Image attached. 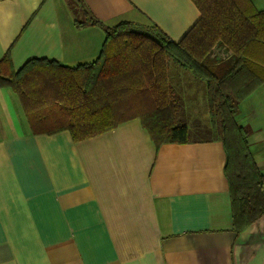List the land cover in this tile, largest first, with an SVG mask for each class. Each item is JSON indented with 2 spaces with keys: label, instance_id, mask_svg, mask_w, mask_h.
I'll use <instances>...</instances> for the list:
<instances>
[{
  "label": "crops",
  "instance_id": "crops-1",
  "mask_svg": "<svg viewBox=\"0 0 264 264\" xmlns=\"http://www.w3.org/2000/svg\"><path fill=\"white\" fill-rule=\"evenodd\" d=\"M81 1L106 26L126 21L174 43L202 18L192 0ZM86 19L74 0H0V60L10 51L15 71L34 58L92 63L106 34L78 26ZM173 63L179 121L197 136L159 148L139 118L78 143L68 131L36 136L19 96L0 88V264H264V217L234 229L207 85ZM237 119L264 174V85Z\"/></svg>",
  "mask_w": 264,
  "mask_h": 264
},
{
  "label": "trees",
  "instance_id": "trees-1",
  "mask_svg": "<svg viewBox=\"0 0 264 264\" xmlns=\"http://www.w3.org/2000/svg\"><path fill=\"white\" fill-rule=\"evenodd\" d=\"M106 38L98 58L71 68L34 58L15 71L11 52L0 60V88L20 98L34 135L70 132L82 142L135 118L159 148L189 142L180 123L181 105L169 85L175 62L207 85L211 124L226 152L234 229L241 232L264 217V174L237 119L240 104L264 85V11L251 0H192L201 20L179 43L163 33L122 21L106 26L74 0ZM232 54L221 61L216 47Z\"/></svg>",
  "mask_w": 264,
  "mask_h": 264
},
{
  "label": "rangeland",
  "instance_id": "rangeland-1",
  "mask_svg": "<svg viewBox=\"0 0 264 264\" xmlns=\"http://www.w3.org/2000/svg\"><path fill=\"white\" fill-rule=\"evenodd\" d=\"M153 34H155L154 32H153ZM223 57H221V59H222ZM176 70H178V67L176 66V65H174V63L173 62H171V68H170V71H169V76H170V81L172 82V85H174V82H176V74H175V72H176ZM186 74H188V76H190V77H192V78H194L193 77V74H191L189 71H186L185 72ZM196 80H198V82H200L201 84H203V86H205V82L204 81H201V80H199V79H196ZM182 97V96H181ZM190 133H189V137H192V138H196V134H194V133H192V132H194L192 129V127H190ZM199 135H203V136H199V137H207L208 136V134L206 135V134H203V133H199Z\"/></svg>",
  "mask_w": 264,
  "mask_h": 264
}]
</instances>
